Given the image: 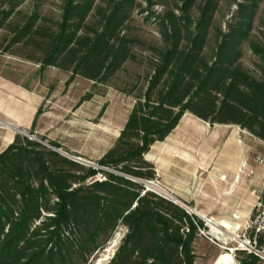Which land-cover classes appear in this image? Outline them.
Wrapping results in <instances>:
<instances>
[{"label": "trees", "instance_id": "obj_1", "mask_svg": "<svg viewBox=\"0 0 264 264\" xmlns=\"http://www.w3.org/2000/svg\"><path fill=\"white\" fill-rule=\"evenodd\" d=\"M182 1L189 9L196 0ZM96 2L65 0L62 22L50 36L42 66L92 81L123 66L131 56L124 24L133 3L112 0L99 10V27L90 28L87 20ZM215 10V0H209L196 33H191L189 19L181 26L174 12L166 13L171 30L156 74L116 146L100 161L119 173L104 172L107 179L100 181L95 178L100 170L19 135L0 154V264H79V259L87 264L121 226L128 232L109 264H194V217L133 179L156 178L145 154L165 141L187 112L211 124L239 125L264 141V81L239 63L241 26L225 35L215 63L204 55ZM90 177L93 181L86 183ZM73 183L80 185L73 188ZM259 246L264 247L263 237ZM260 260L245 254L240 264Z\"/></svg>", "mask_w": 264, "mask_h": 264}, {"label": "rangeland", "instance_id": "obj_2", "mask_svg": "<svg viewBox=\"0 0 264 264\" xmlns=\"http://www.w3.org/2000/svg\"><path fill=\"white\" fill-rule=\"evenodd\" d=\"M111 1L97 0L87 20L90 28L99 27V10L107 9ZM208 1L196 0L187 9L182 0H130L133 7L124 24V33L131 40V56L115 73L106 74L100 81H92L55 66L41 64L50 36L57 32L62 22L65 0H0V77L14 82L15 87L21 90L22 106L29 105L31 101L32 115L35 116L31 128L17 131L16 137H27L48 150L59 149L94 163L98 167L85 166L100 170L95 177L100 181L107 179L104 172L119 173L112 167L101 165L100 161L116 146L138 98L146 93L156 74L160 53L168 46L167 34L171 30L170 23L164 21L166 13L174 12L181 26L189 19L191 33H196L202 9ZM215 3L216 10L210 23L204 55L211 63H215L225 35L241 26L245 33L238 41L241 56L239 63L249 75L264 81V0H215ZM24 30L29 32L26 31L27 35L21 37ZM1 92L0 105L8 96L4 90ZM1 116L0 111V154L11 145H8L5 138L6 128H12L4 125L6 122L1 120ZM224 125L195 118L192 126L194 129L207 128L204 136L206 139L222 134L225 149L232 143L239 146L243 179L236 183L234 178L225 173L228 177L225 181V219L232 223H242L243 228L238 234V239L242 240L245 235L249 237L247 228L258 197H264V162H261L264 159V141L239 125ZM221 128H225V131H220ZM171 142L170 138L158 141L145 154V159L154 165L156 171V178L148 181L158 183L162 189L164 183L159 178V158H165L169 164L173 162L172 150L166 153L161 151V148L170 149ZM227 161L225 157V164ZM75 174L79 178L84 175L83 172ZM91 181L93 177L88 178L86 183ZM79 185L73 183V188ZM155 193L166 197L165 193ZM185 208L186 211L190 210ZM188 213L194 217L193 221L198 227V234L193 242L194 264H213L223 251H228L223 248L226 245L211 233L209 221L191 213V210ZM221 220L222 216L216 218V221ZM200 229L206 234H202ZM118 232L121 233V239L116 246L115 255L123 244L128 229L121 226L116 233ZM67 234L70 235V232ZM110 242L103 250L95 252L87 264H97ZM228 247L234 249L232 254L238 264L245 254L258 256L261 259L259 264H264V256L261 255L264 247L261 248L259 243L258 252L238 249V240L230 241ZM79 264H84L82 259H79Z\"/></svg>", "mask_w": 264, "mask_h": 264}, {"label": "crops", "instance_id": "obj_3", "mask_svg": "<svg viewBox=\"0 0 264 264\" xmlns=\"http://www.w3.org/2000/svg\"><path fill=\"white\" fill-rule=\"evenodd\" d=\"M2 90L8 96L0 105L1 120L12 126L6 129L15 130L13 132L7 130L5 139L10 145L15 141L17 131L31 128L35 116L32 115L31 101L29 105L22 106L21 90L15 87L13 81L0 77V101ZM33 111L36 112V101ZM195 118L198 117L186 113L173 134L167 137L172 139L169 143L170 149L161 148L165 153L168 150L174 152V159L170 164L165 158H159V178L161 183H164L163 189L168 190L167 192L181 202L195 207L198 214L207 221L218 225L228 224L227 230L238 236L240 229L243 228L242 223H232L225 219V181L228 180L225 173L230 178H234L236 183L243 179L241 175L243 162L240 161L239 146L232 143L225 149V138L222 141V134L206 139L204 136L208 129L205 127L194 129L192 125ZM220 131H225V128H221ZM225 157L228 160L226 164ZM218 216H222L223 220L216 221ZM227 250L223 251L213 264H222L225 254L231 253L229 249ZM233 256L229 257L228 264L234 263ZM235 261L238 264L236 259Z\"/></svg>", "mask_w": 264, "mask_h": 264}, {"label": "bare ground", "instance_id": "obj_4", "mask_svg": "<svg viewBox=\"0 0 264 264\" xmlns=\"http://www.w3.org/2000/svg\"><path fill=\"white\" fill-rule=\"evenodd\" d=\"M6 127H12L10 124L6 123L4 124ZM151 189L152 190H156V191H159L161 193H165L166 195L170 196L172 194H169L166 190L162 189V187L156 183V182H153V183H150L149 184ZM196 211V210H195ZM196 213L198 214V212L196 211ZM200 215V214H198ZM201 216V215H200ZM209 227L211 228V233L219 240L223 241L224 244L226 246H223V248H227L231 251H234L233 248H230L228 247L229 246V243L230 241H234V240H238V236L234 234H232L231 232H229L227 229H228V224H225V223H222L221 225H218V224H215L211 221H209ZM121 239V233H116L114 238L111 240L108 248H106V251L104 253H102V255L100 256V258L97 260V264H107L108 261H110L112 259V257L114 256L115 254V249H116V246L118 245V242L120 241ZM242 242V241H240ZM242 244L246 247H248V245H246L244 242H242ZM231 253H228L226 257H224V261L222 264H228L227 261L229 259V257L233 254ZM234 258V256H233ZM233 264H237L236 261H235V258H234V263Z\"/></svg>", "mask_w": 264, "mask_h": 264}, {"label": "built area", "instance_id": "obj_5", "mask_svg": "<svg viewBox=\"0 0 264 264\" xmlns=\"http://www.w3.org/2000/svg\"><path fill=\"white\" fill-rule=\"evenodd\" d=\"M264 162V159L261 160ZM239 178V177H238ZM254 214L251 216L247 231H249V237L240 240L244 242L248 247L244 246L242 242L239 241L240 248L238 249H248L250 252H258L257 247L260 238L264 236V197H258L257 202L255 204ZM189 232V229L186 230ZM202 234H206L205 231L201 230ZM217 239V238H216ZM219 240V239H217ZM215 242V240L213 239Z\"/></svg>", "mask_w": 264, "mask_h": 264}, {"label": "water", "instance_id": "obj_6", "mask_svg": "<svg viewBox=\"0 0 264 264\" xmlns=\"http://www.w3.org/2000/svg\"><path fill=\"white\" fill-rule=\"evenodd\" d=\"M21 131H22V130H21ZM54 150H55V151H58V152H60V153H62V154H64V155H66V156H68V157H70V158L73 159L74 161H76V162H78V163H81V164H83V165H88V166H95V167H98V166L95 165L94 163H92V162H90V161H87V160H84V159H82V158H80V157L71 156V155H69V154H67V153L62 152V151L59 150V149H54ZM133 180L136 181V182H140V183H142V184L145 186V188H146L147 191H153V192H156V191L152 190L151 187H150V185H149L150 183H153L154 181H148V180L145 181V180H140V179H133ZM164 198L173 201L174 203L180 205V206L183 207V208L187 207V208H189V209L191 210V213H194V214L198 215V214L196 213V211H195L196 209L189 207L187 204L181 202V201H180L178 198H176L175 196H173V195H170V196L166 195V197H164ZM185 209H186V208H185ZM190 210H187V211L189 212ZM261 255L264 256V253H262ZM114 256H115V254H114Z\"/></svg>", "mask_w": 264, "mask_h": 264}]
</instances>
